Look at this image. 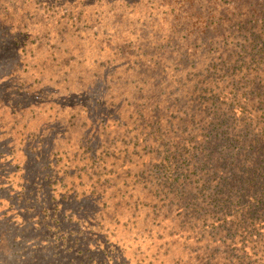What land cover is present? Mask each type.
<instances>
[{
  "label": "trees",
  "instance_id": "trees-1",
  "mask_svg": "<svg viewBox=\"0 0 264 264\" xmlns=\"http://www.w3.org/2000/svg\"><path fill=\"white\" fill-rule=\"evenodd\" d=\"M90 2L0 0V264H126L117 235L151 237L156 264L173 240L198 264L217 244L227 264H264V0L135 2L139 28L103 73ZM87 102L100 121L85 126Z\"/></svg>",
  "mask_w": 264,
  "mask_h": 264
},
{
  "label": "rangeland",
  "instance_id": "rangeland-1",
  "mask_svg": "<svg viewBox=\"0 0 264 264\" xmlns=\"http://www.w3.org/2000/svg\"><path fill=\"white\" fill-rule=\"evenodd\" d=\"M144 0H104L102 2V4H100V0H91V2L89 4H87L86 6L83 7L84 10L87 9V11H89L92 15V11L91 8L93 9V11L96 13V15L100 18V37H102L105 33V37L107 42H103L104 45H107V47L109 48L110 51V61H101L103 59L102 56H100V61L96 64V67H100V73H103L104 70H109L110 72L113 70L116 61L118 59H120V56L117 54V49L120 45L124 44V38L126 39H132L133 36H135V34H133L132 32V26L135 28H139L138 25H134V23H129L128 21H132L133 19L137 18L140 15V8L139 5L141 6ZM135 2H138L139 5H137ZM130 4V5H129ZM132 4L133 8H132ZM118 11L123 12V16L126 15L125 19L127 20L123 26L120 28L119 27V31L115 32L116 28H112L111 25L114 23L113 22V17L115 15H119ZM85 19H87L88 21H90V19L88 17H85ZM130 26L129 28H123V27H127ZM120 34L122 36V39L120 40V43L117 44V40L118 37H116V34ZM113 38L115 39V42L113 41ZM103 41V40H102ZM5 61L6 59L0 55V80H4L7 72L10 70V67H6L5 66ZM69 67V63L68 65L65 67L64 69V73L67 71ZM53 70H56V68H54ZM174 81V80H173ZM92 89L95 91H98L99 88L95 85V84H91ZM4 91L5 89L3 88V86H0V93L1 91ZM106 89V86H104V81L100 78V94H104ZM192 95L195 96V93H193ZM0 98H3V96L0 94ZM88 103V102H87ZM74 103L70 104L68 107L62 109L61 111L59 110H53V115L55 116V118L58 120L59 118L62 117V115L66 112H68V110L73 106ZM89 106H94L93 110L91 107H89L91 111V114L89 116V114L86 113V116L88 118L87 122L84 123L85 126H87L88 123H90L91 121L94 120H99L100 121V105L99 104H92V103H88ZM88 107V106H87ZM61 112V115L58 116V114ZM73 112L70 113V116ZM71 119H74V116H71ZM57 120L54 124V126L56 128H59V126L57 125ZM95 122V121H94ZM53 124L51 126H53ZM103 128H105L101 123H100V127H98L97 125L94 124L93 127V132L91 133L92 135L95 136L96 138V142L97 144L100 143L101 136L103 137V133L100 136V131L102 132ZM72 152V159H78L80 158L79 153L83 150H77V149H73L70 150ZM37 183H41L43 182V179L37 180ZM49 183H52L49 181ZM49 185V186H48ZM46 186L49 187V189H46L44 184L43 185H39V187L42 189L43 193L50 191L55 188L58 189L57 187L61 186H56L55 184L52 183L51 184H46ZM93 189H97V186H95V184H90L88 186H81L80 188H78L76 190V192H71L74 196L77 197V200L80 202V199L84 201V199L87 197V192H91L90 190ZM100 192V191H98ZM7 192L3 191L0 192V197H7L6 196ZM49 195V194H48ZM51 196V195H49ZM89 197V196H88ZM64 199H62V197L58 194L56 195V204L60 205L61 208L64 209H71L73 208V206H66L65 204H67L68 202H64ZM10 201H4V205H8ZM139 210V212L141 213V215L145 214V210H142L140 207L137 209ZM117 240H120L121 242H125L126 243V249H128L127 251V260L125 261L126 264H156L154 261L151 262V255H154L155 253H157V251L152 247L151 245V237H145L144 240V244L142 245V247H139L138 242H134L131 239V236L129 235H117L116 236ZM137 241V238H136ZM177 240H173L170 242V244H168L167 246L173 245L171 246V248L165 252H163V256L167 259H173L171 262H169V264H198L199 260H200V256H198V258L196 260L188 257V254H190V250L184 246V245H177ZM216 246L222 248L221 251L217 252L216 254H219V257L217 259H214V261L216 262V264H227L225 261V257H227V252L225 251L224 248H227L225 244H217ZM206 249V248H205ZM143 253V256H141ZM221 260V261H220ZM133 262V263H132ZM245 264H251L250 260H246L244 262Z\"/></svg>",
  "mask_w": 264,
  "mask_h": 264
}]
</instances>
